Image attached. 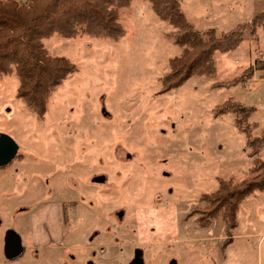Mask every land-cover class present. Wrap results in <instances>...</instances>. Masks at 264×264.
Listing matches in <instances>:
<instances>
[{"label": "rangeland", "instance_id": "obj_1", "mask_svg": "<svg viewBox=\"0 0 264 264\" xmlns=\"http://www.w3.org/2000/svg\"><path fill=\"white\" fill-rule=\"evenodd\" d=\"M263 6L264 0H181L196 31L216 29L219 35L258 16ZM121 20L127 36L120 42L60 36L45 41L50 54L68 58L77 71L54 92L44 118L18 99L15 77L0 82V133L26 153L27 165L19 173L26 176V189L34 188L29 181L35 171L41 181L38 253L50 258L103 252L130 259L141 248L147 264H169L174 258L179 264H264V192L242 202L233 229L221 219L201 228L191 216L220 180L251 176L254 159L246 134L233 113L215 117V110L230 99L255 107L252 122L260 128L254 136L260 135L264 79L257 74L245 86L214 85L264 59V29L259 42L246 38L234 52H216V77H193L159 94L170 59L182 52L172 37L175 29L140 0L122 10ZM100 175L107 182L93 184ZM84 189L90 195L88 223L82 224L81 210L75 227L63 226V202L77 199L75 191ZM94 230L110 233L88 244Z\"/></svg>", "mask_w": 264, "mask_h": 264}, {"label": "trees", "instance_id": "obj_2", "mask_svg": "<svg viewBox=\"0 0 264 264\" xmlns=\"http://www.w3.org/2000/svg\"><path fill=\"white\" fill-rule=\"evenodd\" d=\"M134 1L0 0V82L15 77L18 99L30 112L44 118L54 92L77 71L68 58L50 54L45 41L60 36L120 42L127 36L121 12L130 9ZM140 1L150 3L154 13L175 29L172 37L182 49L180 56L170 59L169 72L161 79L159 94H166L193 77H216L218 69L214 54L234 52L246 38L259 42V29H264L263 11L260 16L222 35L216 29L200 33L182 12L181 0ZM260 59L238 77L216 83L214 87L245 86L257 74L264 79V59ZM256 110L233 99L215 110V117L233 113L236 126L246 134L247 150L254 162L247 179L220 180L215 192L201 196L205 206L191 213L198 217L201 228H209L217 219H221L228 229L235 228L242 202L254 192H264V160L260 159L264 149V129L254 136L260 128L259 123L252 122Z\"/></svg>", "mask_w": 264, "mask_h": 264}, {"label": "flooded vegetation", "instance_id": "obj_3", "mask_svg": "<svg viewBox=\"0 0 264 264\" xmlns=\"http://www.w3.org/2000/svg\"><path fill=\"white\" fill-rule=\"evenodd\" d=\"M14 141L18 145L16 155L10 162L0 165V264H42V262L45 264H107V262H115L116 264H147L145 251L141 248H136L130 259H127V256L123 254L107 255L103 252H94L92 255L58 254L50 255V258H43L42 254L38 253L42 243V220L40 215L42 209L41 181L35 171L34 181H29V186L34 183V188L26 189L28 184L26 176L19 174L27 165L26 153L22 151L17 141ZM36 161L37 158L34 159V163ZM106 182L107 178L102 183L93 182V184L104 185ZM15 187L18 190L15 191ZM75 193L79 195L77 199L73 198L63 202L62 205V224L63 226H68V228L75 227L81 210L83 225L88 223L91 214L90 206L86 204L90 196L88 190H77ZM117 216L120 220L115 221L114 225L116 226L115 229L118 230L120 225H122L121 219L124 218V212L117 213ZM100 220V222H105L104 218ZM107 233H110V230L104 233L94 230L91 235L87 236V243L91 244L97 240L102 241L106 238ZM87 248L85 247V249ZM99 249L103 251L102 247H99ZM63 257H67V259L64 260ZM173 261H175V264H179V261L175 258L171 259L169 264Z\"/></svg>", "mask_w": 264, "mask_h": 264}, {"label": "water", "instance_id": "obj_4", "mask_svg": "<svg viewBox=\"0 0 264 264\" xmlns=\"http://www.w3.org/2000/svg\"><path fill=\"white\" fill-rule=\"evenodd\" d=\"M18 151V145L16 142L8 135H0V165L10 162ZM105 176L96 177L93 179L94 183H102L105 181ZM171 264H175L173 261Z\"/></svg>", "mask_w": 264, "mask_h": 264}, {"label": "crops", "instance_id": "obj_5", "mask_svg": "<svg viewBox=\"0 0 264 264\" xmlns=\"http://www.w3.org/2000/svg\"><path fill=\"white\" fill-rule=\"evenodd\" d=\"M259 10H260V14L258 15V16H260L261 14H262V12L264 11V6L263 7H261V8H259ZM264 53V52H263Z\"/></svg>", "mask_w": 264, "mask_h": 264}]
</instances>
